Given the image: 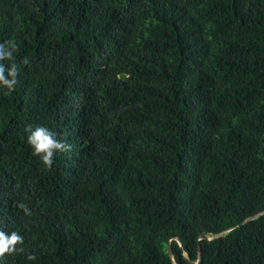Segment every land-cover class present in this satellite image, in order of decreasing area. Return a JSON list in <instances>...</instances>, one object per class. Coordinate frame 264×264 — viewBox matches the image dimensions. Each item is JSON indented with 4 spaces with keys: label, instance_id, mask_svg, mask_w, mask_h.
<instances>
[{
    "label": "trees",
    "instance_id": "1",
    "mask_svg": "<svg viewBox=\"0 0 264 264\" xmlns=\"http://www.w3.org/2000/svg\"><path fill=\"white\" fill-rule=\"evenodd\" d=\"M5 41L0 264H264V0H0Z\"/></svg>",
    "mask_w": 264,
    "mask_h": 264
},
{
    "label": "clouds",
    "instance_id": "2",
    "mask_svg": "<svg viewBox=\"0 0 264 264\" xmlns=\"http://www.w3.org/2000/svg\"><path fill=\"white\" fill-rule=\"evenodd\" d=\"M14 52L15 45L10 41L0 43V89H6L8 93L15 91L18 84V67L13 62ZM24 130L27 133V143L31 147L33 155L39 157L46 167L53 166L58 153L71 148L66 140L59 139L57 134L45 125H27ZM24 211L25 214H30L27 208ZM21 240L22 237L18 234H11V243L14 244ZM29 259H34V257H29Z\"/></svg>",
    "mask_w": 264,
    "mask_h": 264
},
{
    "label": "water",
    "instance_id": "3",
    "mask_svg": "<svg viewBox=\"0 0 264 264\" xmlns=\"http://www.w3.org/2000/svg\"><path fill=\"white\" fill-rule=\"evenodd\" d=\"M261 214L257 215L256 217H254L253 219H256L260 216ZM170 254L172 255V251L170 250Z\"/></svg>",
    "mask_w": 264,
    "mask_h": 264
}]
</instances>
